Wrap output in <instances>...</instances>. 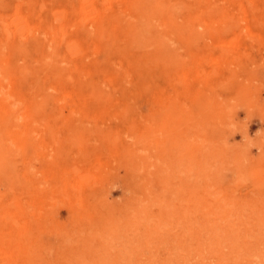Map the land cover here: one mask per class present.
Listing matches in <instances>:
<instances>
[{"label": "rangeland", "instance_id": "rangeland-1", "mask_svg": "<svg viewBox=\"0 0 264 264\" xmlns=\"http://www.w3.org/2000/svg\"><path fill=\"white\" fill-rule=\"evenodd\" d=\"M0 264H264V0H0Z\"/></svg>", "mask_w": 264, "mask_h": 264}, {"label": "bare ground", "instance_id": "bare-ground-1", "mask_svg": "<svg viewBox=\"0 0 264 264\" xmlns=\"http://www.w3.org/2000/svg\"><path fill=\"white\" fill-rule=\"evenodd\" d=\"M141 72H139V71H137V75H136V77L138 76V74H140ZM88 174H90V172H88Z\"/></svg>", "mask_w": 264, "mask_h": 264}]
</instances>
